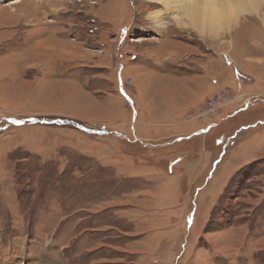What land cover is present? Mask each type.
<instances>
[{
    "label": "rangeland",
    "instance_id": "rangeland-1",
    "mask_svg": "<svg viewBox=\"0 0 264 264\" xmlns=\"http://www.w3.org/2000/svg\"><path fill=\"white\" fill-rule=\"evenodd\" d=\"M171 14L0 0V264H264V71L233 79L226 64L264 28L248 17L203 40ZM47 37L79 56L34 47ZM189 77L211 90L172 101L181 122L130 124L139 102L170 105L157 81Z\"/></svg>",
    "mask_w": 264,
    "mask_h": 264
},
{
    "label": "crops",
    "instance_id": "crops-1",
    "mask_svg": "<svg viewBox=\"0 0 264 264\" xmlns=\"http://www.w3.org/2000/svg\"><path fill=\"white\" fill-rule=\"evenodd\" d=\"M24 15H26L25 12H24ZM35 15L36 13H34V10H32V13H30L29 16L33 17ZM37 42L34 44V47L36 49H39L40 51L42 50L43 52L47 51L45 50V48H49L50 51H53L54 48L55 50L60 48V51L63 49V50H68L71 54L76 53V55L78 56L80 54L78 51L69 49L70 47L69 42L67 41L61 42L59 40L54 41L53 37H47L44 41L40 40L38 43L42 44V46L37 45L38 44ZM37 46L40 48H38ZM180 49H181L180 45L173 46V52H177L176 50H178L179 52ZM234 49L235 51H233L232 49L233 51L232 54L234 56L235 62L233 64L229 60L226 62L227 66H229L230 70H232L231 75L233 79L236 78V79L242 80L243 78L249 79L251 77H254L256 79L260 78L262 72L264 71V44L258 39H256V45H249L247 43L246 44L234 43ZM238 60L242 61L243 63L242 66L245 69L241 67V64L238 62ZM245 73H247V75H250V76H246ZM136 75H138L136 76L137 79L140 78L142 80V87L145 86V83L143 80L144 79L143 74L141 75V73H138ZM226 77L230 78L228 73H226ZM207 85H208V88H207ZM63 86H65V88ZM69 86H70L69 83L62 82L56 86V90L58 91V93L61 94V96L74 93V89L73 88L69 89ZM116 90H117L118 95L121 94L119 88H116ZM210 90L211 89L209 87V83L206 82L202 85L200 84L198 79L192 78V77L183 79L182 81H179V82L177 81V83L175 81H171V82H167L166 84L165 82L157 81L155 93L159 95L161 98H167L168 99L167 103L169 102L170 105L166 107L163 106L160 109V111H158L157 109L150 108L149 102H148V107L146 105L145 106L142 105L141 104L142 102H139L137 107L136 106L133 107L132 112L130 113V116H131L130 124L132 125V123L136 124L137 122H139L141 123V125H144V126H158V125H155V123H158V122L163 123L164 121H168L170 123L175 122L177 124L181 122L179 119H181L182 114L176 115L175 105L172 104V101L176 99H180V100H183L184 102H190L192 99H195L196 102H198V98H201L202 96L206 95ZM142 92H143V96L145 94V99H146L145 91H142ZM133 100L135 101V99ZM103 113H106L107 115H111V112H109L108 109H103V110L101 109V110L96 111L97 115H100ZM95 117H93V119H97ZM88 118H91V117H88ZM194 134H192V136H194ZM189 139H190V136L188 137V139L185 137L184 138L178 137L175 141H179V140L185 141Z\"/></svg>",
    "mask_w": 264,
    "mask_h": 264
},
{
    "label": "bare ground",
    "instance_id": "bare-ground-1",
    "mask_svg": "<svg viewBox=\"0 0 264 264\" xmlns=\"http://www.w3.org/2000/svg\"><path fill=\"white\" fill-rule=\"evenodd\" d=\"M152 1L154 2V4H160L163 8L169 10L170 12L172 11L171 19L175 23L177 28L181 27L184 30L195 32L197 36L203 40L213 41L215 39H218L217 37L219 36H217V30L230 23L231 25H233V27H235L241 19L248 17L259 18L260 23L264 28V0ZM16 4H19V1L12 2L11 5L13 6ZM177 11L180 12L181 15H178ZM163 20L158 21L156 25L158 27L164 26L165 20ZM37 45L42 46V44L39 43ZM45 50L50 49L45 48ZM63 87L65 88V86Z\"/></svg>",
    "mask_w": 264,
    "mask_h": 264
},
{
    "label": "built area",
    "instance_id": "built-area-1",
    "mask_svg": "<svg viewBox=\"0 0 264 264\" xmlns=\"http://www.w3.org/2000/svg\"><path fill=\"white\" fill-rule=\"evenodd\" d=\"M217 97H218V96H217ZM211 100H212V101L209 103V110H210V111H212L216 106L219 105V104H217V100H218V98H217V100L214 99V98H211ZM125 103L128 104V101L125 100ZM244 104H246V103L244 102Z\"/></svg>",
    "mask_w": 264,
    "mask_h": 264
}]
</instances>
